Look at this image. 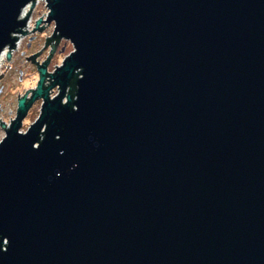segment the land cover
Returning <instances> with one entry per match:
<instances>
[{"label": "water", "instance_id": "obj_1", "mask_svg": "<svg viewBox=\"0 0 264 264\" xmlns=\"http://www.w3.org/2000/svg\"><path fill=\"white\" fill-rule=\"evenodd\" d=\"M34 1L0 55L74 49L1 125L0 264H264V0Z\"/></svg>", "mask_w": 264, "mask_h": 264}, {"label": "flooded vegetation", "instance_id": "obj_2", "mask_svg": "<svg viewBox=\"0 0 264 264\" xmlns=\"http://www.w3.org/2000/svg\"><path fill=\"white\" fill-rule=\"evenodd\" d=\"M46 24L48 25L47 26H37V27L35 26V28L27 34V36L24 38V39L27 38V40L25 41L24 44H22L19 47L18 52L11 54L12 56H11L10 61L7 60V56L1 59V62H0V99L7 92L6 86L8 84L7 83L8 80L5 81L7 76L15 78V82L17 83V88H19L24 78V72H26L25 73L26 77L32 75L31 79L35 81L34 85H32L33 86L32 88L34 89L39 80V76H40L39 67L40 66L45 64L46 74L50 75L51 73H54V71L50 72L49 70V65L51 63L50 59H51V56H53V54H56L58 51H60L59 50L60 47H58L57 45L60 44V41L62 39L60 40L58 39V41L54 40V39H57V38H54V24L52 23V25H50L47 21H46ZM50 26H52L53 28L52 31H50V34L45 38L43 42L40 43V46L38 47V49L30 52L29 50H32V47H33L32 43H34L37 33L40 31H44L46 27L51 28ZM18 33L22 35H26V33L23 31L22 28L19 29ZM66 44L67 42H65V45ZM13 48L14 47H8V51H10ZM29 69H31V72H32V74L30 75L27 73ZM1 82H3L4 84H2ZM46 83L47 84L50 83L49 76L47 77L44 86H48ZM31 89H25L22 93H18L17 96H15L16 97L15 99L10 101V105H12L10 108L12 109L8 111L7 119H4V117L0 118V126L2 124L7 126L8 124L12 123V121L14 120V117H16V114H17L19 100L25 98L26 102H28L32 95V92L30 91ZM54 91L55 90H53L52 92ZM41 105H42V99L36 100L33 103V105L30 106V109L28 110L25 119L31 114V112L34 110L36 106H40L41 108ZM40 108H39L37 116H39ZM37 116L35 118H37ZM24 120L22 124H24ZM4 135H5V130L3 131V137Z\"/></svg>", "mask_w": 264, "mask_h": 264}, {"label": "rangeland", "instance_id": "obj_3", "mask_svg": "<svg viewBox=\"0 0 264 264\" xmlns=\"http://www.w3.org/2000/svg\"><path fill=\"white\" fill-rule=\"evenodd\" d=\"M47 3L45 0H40L38 4H36V6L33 7L29 17H28V21L27 23L29 24L30 26V29H33V24H35V20H38L44 13L45 15L43 16V20H46L47 19V15L48 14V9H47V6H45ZM30 7H27L26 9L29 10ZM26 23V25H27ZM32 24V25H31ZM44 24V22L42 23V25ZM52 25V24H50ZM41 26V25H39ZM51 28H48L46 27L44 31H40L37 33L36 35V38L34 40V43L33 44V47H32V50H29L30 52H32L33 50H36L38 49V47L40 46V43L43 42L45 40V38L50 34V31H52V26H50ZM27 40L23 38H21V42L19 43V47L25 43V41ZM65 42H67V44L65 45ZM59 48L60 51H58L56 54H53V56H51V63L49 65V70L50 72L51 71H54L56 69V65H61V62L63 61V59L70 54L71 51H73V46L71 44V42H68L64 39H62L60 41V44L57 45ZM64 48V49H63ZM19 51V48L16 49L14 51L15 52H18ZM5 52V51H4ZM12 54L13 52L10 51ZM2 59V58H1ZM24 67V66H23ZM26 72H24V78H23V81L21 82V85L19 86V88H17V83L15 82V78H12V77H6L5 81L8 80V84H7V92L6 94L1 97L0 99V118L3 116L4 119H7L8 116H7V113L9 110H11L12 108H10L12 105H10V101H12L13 99H15L17 96V94L20 92L22 93L25 89H30L32 88L34 85V80H32V72H31V69L28 70V74L30 76L26 77L25 75ZM14 81V82H13ZM2 84H4L3 82H1ZM33 89V88H32ZM57 88H55L54 92H52L51 94V97L55 96V94H57L58 90H56ZM39 108L40 106H36L34 108V110L31 112V114L24 120V124L22 126V129L23 132L27 130V127L30 126V124H32L37 115H38V111H39ZM32 122V123H31ZM3 129H1V126H0V141L1 139L3 138Z\"/></svg>", "mask_w": 264, "mask_h": 264}, {"label": "built area", "instance_id": "obj_4", "mask_svg": "<svg viewBox=\"0 0 264 264\" xmlns=\"http://www.w3.org/2000/svg\"><path fill=\"white\" fill-rule=\"evenodd\" d=\"M39 1H40V0H35V1H34V2H35V3H34V6H36V4L39 3ZM45 1H46V0H45ZM46 3H47V2H46ZM30 5H31V4H30ZM30 5H28L27 7H30ZM34 6H33V7H34ZM27 7H26V8H27ZM26 8H25V9H26ZM22 12H23V11H22ZM22 12H21V13H22ZM46 15H47V14H46ZM22 17H23V16H21V18H22ZM42 20H43V19H42ZM27 21H28V19H27ZM42 23H43V21H42L39 25L42 26ZM39 25H38V26H39ZM26 27H30L28 23H27ZM15 35H17V33H16ZM26 36H27V33H26V35H23L22 37H19V38L16 40V43H15V48H16V49L19 48V43L21 42V38H23V37L25 38ZM16 49L13 48V49H11V50H12V52L14 53V51H15ZM4 51H5V52H4ZM4 51H3L2 54L0 55V62H1V58H4V57H5V55H6L7 51H8V47H7ZM20 132H22V130H20Z\"/></svg>", "mask_w": 264, "mask_h": 264}, {"label": "trees", "instance_id": "obj_5", "mask_svg": "<svg viewBox=\"0 0 264 264\" xmlns=\"http://www.w3.org/2000/svg\"><path fill=\"white\" fill-rule=\"evenodd\" d=\"M58 39H59V38H57V39H54V40H57V41H58ZM73 83H74V82H72V83H71V89H73V90H74V89H75V84H73ZM72 92H73V91H72Z\"/></svg>", "mask_w": 264, "mask_h": 264}, {"label": "bare ground", "instance_id": "obj_6", "mask_svg": "<svg viewBox=\"0 0 264 264\" xmlns=\"http://www.w3.org/2000/svg\"><path fill=\"white\" fill-rule=\"evenodd\" d=\"M27 13V9H24L23 12H22V15L21 16H25V14Z\"/></svg>", "mask_w": 264, "mask_h": 264}]
</instances>
